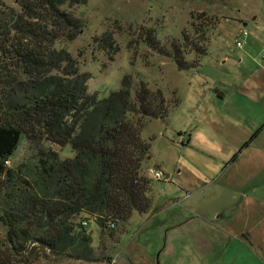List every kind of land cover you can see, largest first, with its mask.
<instances>
[{"label": "rangeland", "instance_id": "obj_1", "mask_svg": "<svg viewBox=\"0 0 264 264\" xmlns=\"http://www.w3.org/2000/svg\"><path fill=\"white\" fill-rule=\"evenodd\" d=\"M69 10L84 27L55 46L89 75L88 93L107 97L132 76L161 91L169 111L163 119L129 115L150 144L140 171L150 180V210L119 224L118 240L88 226L94 259L34 264H264V0H85ZM207 20L208 54L197 69L179 70L143 42L151 30L170 50L185 34L194 39L195 26ZM105 33L112 50L100 46ZM45 148L61 160L74 155L69 145ZM36 161V149L22 139L8 166ZM5 238L0 220V243Z\"/></svg>", "mask_w": 264, "mask_h": 264}, {"label": "trees", "instance_id": "obj_2", "mask_svg": "<svg viewBox=\"0 0 264 264\" xmlns=\"http://www.w3.org/2000/svg\"><path fill=\"white\" fill-rule=\"evenodd\" d=\"M13 2L18 10L0 0V220L6 228L0 264L94 259L88 226L97 224L103 236L117 239L118 225L152 204L150 180L140 174L150 144L129 115L163 119L169 105L161 91L132 76L107 97L88 93L89 75L55 46L83 29L69 9L85 0ZM208 26L209 20L202 21L194 39L185 34L170 50L151 30L144 31L143 42L179 70H193L208 54ZM99 42L113 49L110 34ZM187 53L195 58L189 61ZM22 139L36 149L37 161L14 169L8 162ZM45 143L69 145L74 155L61 160Z\"/></svg>", "mask_w": 264, "mask_h": 264}, {"label": "built area", "instance_id": "obj_3", "mask_svg": "<svg viewBox=\"0 0 264 264\" xmlns=\"http://www.w3.org/2000/svg\"><path fill=\"white\" fill-rule=\"evenodd\" d=\"M243 35H246V31L243 32ZM237 45L240 46L241 43L238 42ZM178 137H179L178 139H180V140H183V141L185 140V136H183V135H178ZM148 173H149L150 178L155 179V180H157V181H158V180H161V178H162V174H161L160 171L153 170V169L149 168V169H148ZM81 224H82L83 226H87V225L89 224V221L83 219V220L81 221ZM109 226H110L111 228H114V224L111 223V222H109ZM31 245H32V244H30V245L28 246V249L31 247ZM78 264H82V263H78Z\"/></svg>", "mask_w": 264, "mask_h": 264}, {"label": "crops", "instance_id": "obj_4", "mask_svg": "<svg viewBox=\"0 0 264 264\" xmlns=\"http://www.w3.org/2000/svg\"><path fill=\"white\" fill-rule=\"evenodd\" d=\"M244 26H245V25H244ZM243 32H244V31H243ZM243 32H242V35H243ZM243 36H245V35H243ZM244 81H245V83H244V85H243L242 88H245V87L247 86V82H248V83L250 82L248 79H246V80H244ZM217 96H218V98H221V99L223 98V95H222V93H220V92L217 94ZM262 104H263V106H264V99H263V103H262ZM263 108H264V107H263Z\"/></svg>", "mask_w": 264, "mask_h": 264}, {"label": "water", "instance_id": "obj_5", "mask_svg": "<svg viewBox=\"0 0 264 264\" xmlns=\"http://www.w3.org/2000/svg\"><path fill=\"white\" fill-rule=\"evenodd\" d=\"M168 177H169V175L167 174V175L165 176V179L167 180V179H168Z\"/></svg>", "mask_w": 264, "mask_h": 264}, {"label": "flooded vegetation", "instance_id": "obj_6", "mask_svg": "<svg viewBox=\"0 0 264 264\" xmlns=\"http://www.w3.org/2000/svg\"><path fill=\"white\" fill-rule=\"evenodd\" d=\"M219 216H221V214ZM222 216H224V215H222Z\"/></svg>", "mask_w": 264, "mask_h": 264}]
</instances>
